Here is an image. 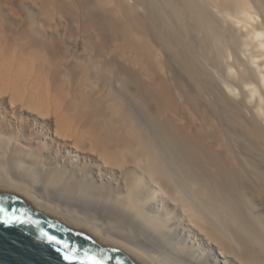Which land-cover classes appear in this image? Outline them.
<instances>
[{"label": "bare ground", "instance_id": "6f19581e", "mask_svg": "<svg viewBox=\"0 0 264 264\" xmlns=\"http://www.w3.org/2000/svg\"><path fill=\"white\" fill-rule=\"evenodd\" d=\"M76 1L0 0V184L150 264H264V0Z\"/></svg>", "mask_w": 264, "mask_h": 264}, {"label": "water", "instance_id": "95a60500", "mask_svg": "<svg viewBox=\"0 0 264 264\" xmlns=\"http://www.w3.org/2000/svg\"><path fill=\"white\" fill-rule=\"evenodd\" d=\"M0 209V264H150L1 184Z\"/></svg>", "mask_w": 264, "mask_h": 264}, {"label": "rangeland", "instance_id": "374dc122", "mask_svg": "<svg viewBox=\"0 0 264 264\" xmlns=\"http://www.w3.org/2000/svg\"><path fill=\"white\" fill-rule=\"evenodd\" d=\"M63 1H64V3L67 2L66 4H67V7H69V9H71L73 11L76 10L75 12H78L79 10H81V8L83 6V4L77 2L76 0L75 1L74 0H67V1L63 0ZM24 8H26L27 10H33V9L34 10H38V9L41 8V6L40 5L36 6V4L30 3L29 5H25ZM48 9L52 11L54 9V6L53 5H49ZM67 24H70V23L66 22V21H63V26H67Z\"/></svg>", "mask_w": 264, "mask_h": 264}, {"label": "snow or ice", "instance_id": "6c2138e0", "mask_svg": "<svg viewBox=\"0 0 264 264\" xmlns=\"http://www.w3.org/2000/svg\"><path fill=\"white\" fill-rule=\"evenodd\" d=\"M3 211H4L3 209H0V212H3ZM68 258H69V257H67V256L65 257V259H68ZM92 264H99V262H97V261L94 260V261L92 262Z\"/></svg>", "mask_w": 264, "mask_h": 264}]
</instances>
